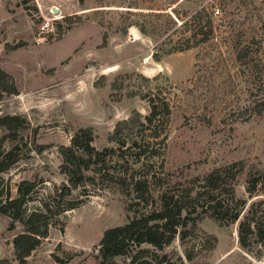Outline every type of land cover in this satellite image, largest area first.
Returning <instances> with one entry per match:
<instances>
[{
  "label": "rangeland",
  "instance_id": "374dc122",
  "mask_svg": "<svg viewBox=\"0 0 264 264\" xmlns=\"http://www.w3.org/2000/svg\"><path fill=\"white\" fill-rule=\"evenodd\" d=\"M199 9L212 20L210 43L168 52L191 35L180 22ZM67 14L81 21L68 23ZM239 49L245 58H237ZM0 67L17 86L0 99V115L19 113L28 121L4 140L5 148L18 144L20 157L0 175L12 194L20 179L37 181L28 209L66 181L59 146L80 128L98 149L115 148L85 193L81 185L72 189L76 206L55 214L56 224L27 257L30 264H96L103 231L150 206L131 203L134 192L115 181L124 174L154 172L149 199L157 204L167 186L235 161L244 166L235 194L245 197L246 170L264 168V108L249 117L244 110L264 97V0H0ZM149 92L169 106L155 122L158 135L144 117ZM6 131L0 125V136ZM10 220L0 213V258L19 264L12 237L23 225L16 220L9 227ZM186 230L161 248L142 242L115 260L264 264L259 242L239 244L237 221L206 215Z\"/></svg>",
  "mask_w": 264,
  "mask_h": 264
},
{
  "label": "trees",
  "instance_id": "16d2710c",
  "mask_svg": "<svg viewBox=\"0 0 264 264\" xmlns=\"http://www.w3.org/2000/svg\"><path fill=\"white\" fill-rule=\"evenodd\" d=\"M64 19L68 23L81 21L77 14H67ZM188 24L187 29L192 33L184 39L180 45L168 50H184L203 43H210V33L213 31L212 20L203 14V9L196 10L191 18L185 19L180 24ZM106 33L103 34V43L106 40ZM8 45L16 48L20 43ZM208 46H204V51ZM199 52L196 53L198 58ZM158 59L156 52L152 53ZM237 58H245L242 49L237 51ZM247 61L246 64H249ZM96 84V81L94 82ZM17 92L14 77L11 73L0 67V99L4 94ZM147 97L149 111L144 115L147 124L153 128L160 121L161 108L165 109L167 115L169 106L167 102H161L159 97L149 92ZM257 107V108H256ZM264 108V97L261 100L250 101L244 106L247 111L246 117L252 112L260 113ZM256 109V110H255ZM252 111V112H251ZM28 123L27 119L19 114L0 115V125L7 131L0 136V173L7 170L19 159V146L15 144L9 148L3 147L7 137H14L19 127ZM118 130V128L116 129ZM154 134L158 135L154 128ZM69 145H60L62 154L60 171L67 176L55 186L52 192L42 198L39 205L27 208L26 203L31 194L35 191L37 181L29 178L20 179L15 186V194H12L11 187L0 175V213L7 214L11 220L9 227L19 220L23 227L12 237L14 258L19 264H30L27 257L47 237L49 228L55 225L58 213L76 206L71 198L73 188L82 186L83 193L87 191L86 183L93 182L94 175L100 173L104 167L105 155L107 152H114V147H103L98 149L92 144V137L89 131L80 128L71 138ZM122 143L123 140H117ZM149 143V141H148ZM124 144V142H123ZM140 157V152L137 156ZM137 158V159H138ZM140 159V158H139ZM237 162L225 163L213 166L202 175H198L190 182L181 187L175 186L159 191L157 194L158 203L151 204L149 199L150 184L156 177L154 172L135 175L130 174L124 177L115 178L125 189H131L137 200L131 202L133 205L143 201L149 208L137 210L128 221L107 227L102 234L98 246V262L96 264H118L115 256L123 254L133 245L142 242L151 243L156 247H163L174 235L179 232L182 236L187 232L186 226L194 228L197 221L204 216L217 219L220 223L229 224L237 221V236L241 246H248L253 241L259 242L264 248V168H248L245 177L246 196H236L235 183L237 175L244 166H237ZM90 171V172H89ZM152 171V170H151ZM111 179H113L111 177ZM146 205L144 207H146ZM56 214V215H55ZM60 260V258H57ZM0 264H12L7 256L0 258Z\"/></svg>",
  "mask_w": 264,
  "mask_h": 264
},
{
  "label": "built area",
  "instance_id": "2783aa9c",
  "mask_svg": "<svg viewBox=\"0 0 264 264\" xmlns=\"http://www.w3.org/2000/svg\"><path fill=\"white\" fill-rule=\"evenodd\" d=\"M213 11H214V13H219V8L218 7H214Z\"/></svg>",
  "mask_w": 264,
  "mask_h": 264
}]
</instances>
